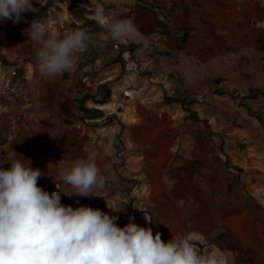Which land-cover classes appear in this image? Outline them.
Returning a JSON list of instances; mask_svg holds the SVG:
<instances>
[{
  "label": "rangeland",
  "instance_id": "1",
  "mask_svg": "<svg viewBox=\"0 0 264 264\" xmlns=\"http://www.w3.org/2000/svg\"><path fill=\"white\" fill-rule=\"evenodd\" d=\"M34 7L39 14L0 23V161L30 158L51 193L57 164L91 146L105 188L61 194L62 203L99 208L118 227L131 217L164 242L171 232L196 231L212 246L228 232V264H264V0H34ZM97 7L130 19L134 37L104 40ZM36 18L52 34L82 28L92 37L58 77L35 71L38 45L24 29ZM129 45L134 50L122 52ZM104 82L109 98L85 100L86 117L79 99Z\"/></svg>",
  "mask_w": 264,
  "mask_h": 264
},
{
  "label": "clouds",
  "instance_id": "2",
  "mask_svg": "<svg viewBox=\"0 0 264 264\" xmlns=\"http://www.w3.org/2000/svg\"><path fill=\"white\" fill-rule=\"evenodd\" d=\"M26 12L39 14L34 0H0V23H20ZM94 18L106 27L104 40L132 39L137 31L130 19L106 17L100 7ZM24 34L38 45L34 67L46 79L69 71L76 54L92 41L82 28L52 34L38 18L28 22ZM16 157L0 161V264H228L230 251L207 245L196 231L171 232L164 242L159 232L131 217L118 227L117 217L99 208L62 203L61 194L89 197L105 188L107 176L93 147L57 164L56 177L49 176L56 189L51 193L38 184L45 172L32 167L30 158Z\"/></svg>",
  "mask_w": 264,
  "mask_h": 264
},
{
  "label": "trees",
  "instance_id": "3",
  "mask_svg": "<svg viewBox=\"0 0 264 264\" xmlns=\"http://www.w3.org/2000/svg\"><path fill=\"white\" fill-rule=\"evenodd\" d=\"M32 15H34V13H32ZM128 49H123L122 52H125V51H129V52H132L134 50V45H129V47H127ZM122 57L119 56L117 59H116V62H121L122 63ZM110 89L107 87V83H102L98 86V91L94 94V95H91V94H85L83 97H81L79 99V109L81 111L84 112V114H86V117H89L87 114V112H89V108L85 107L84 106V101L87 100L88 98H91L92 100H96L97 96H98V99L96 102H99V103H102V102H105L107 101V99L109 98L110 96ZM245 97H254V94H247L245 95ZM101 98V100L99 99ZM188 111V115L193 119V120H199V117H198V114L195 110H192L190 108H187L186 109ZM98 112V111H96ZM99 113H93L92 116H98ZM258 119H260V117H258ZM261 120V119H260ZM116 152H119V148L116 144ZM228 232H219L217 233L213 238H212V244L215 246V247H218L219 249H221L222 251L225 249L226 245H225V241L227 240V237H228ZM199 246V245H198ZM234 253H235V258L238 259L239 256H240V247L238 246V242L235 243V249H234Z\"/></svg>",
  "mask_w": 264,
  "mask_h": 264
},
{
  "label": "crops",
  "instance_id": "4",
  "mask_svg": "<svg viewBox=\"0 0 264 264\" xmlns=\"http://www.w3.org/2000/svg\"><path fill=\"white\" fill-rule=\"evenodd\" d=\"M198 245L200 246V244H197V247H199ZM212 246H214V245H212ZM214 247H215V246H214Z\"/></svg>",
  "mask_w": 264,
  "mask_h": 264
}]
</instances>
